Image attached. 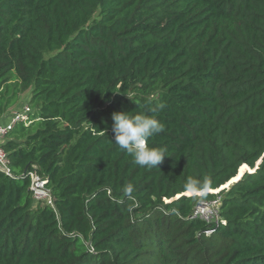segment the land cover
Wrapping results in <instances>:
<instances>
[{
    "label": "trees",
    "instance_id": "1",
    "mask_svg": "<svg viewBox=\"0 0 264 264\" xmlns=\"http://www.w3.org/2000/svg\"><path fill=\"white\" fill-rule=\"evenodd\" d=\"M27 93L0 264H264V0H0V118ZM158 103L149 146L168 156L142 168L112 114ZM34 167L54 207L35 204ZM218 198L207 236L191 216Z\"/></svg>",
    "mask_w": 264,
    "mask_h": 264
},
{
    "label": "clouds",
    "instance_id": "2",
    "mask_svg": "<svg viewBox=\"0 0 264 264\" xmlns=\"http://www.w3.org/2000/svg\"><path fill=\"white\" fill-rule=\"evenodd\" d=\"M165 105L158 103L149 108L146 114L141 112L130 115L129 112H114L112 114V132L114 133V144L131 155L133 162L140 167L158 168L167 155L164 147H150L149 141L155 135L164 131V125L157 118L156 113L163 109ZM195 186V181H190L188 187ZM134 187L127 184L123 189V194L131 198Z\"/></svg>",
    "mask_w": 264,
    "mask_h": 264
},
{
    "label": "built area",
    "instance_id": "3",
    "mask_svg": "<svg viewBox=\"0 0 264 264\" xmlns=\"http://www.w3.org/2000/svg\"><path fill=\"white\" fill-rule=\"evenodd\" d=\"M33 110L28 103L20 108L10 110L6 115L0 118V171L8 176H12L10 171V160L8 153L4 150L3 145L6 142L9 134L18 125H30L32 123ZM26 176L31 181V191L36 204L54 207L51 191L47 187L48 180L39 174V169L34 167L33 170L27 171ZM221 198L214 201L200 202L194 210L191 219H199L212 226L206 231L207 236L215 233V229L226 222L220 216Z\"/></svg>",
    "mask_w": 264,
    "mask_h": 264
},
{
    "label": "rangeland",
    "instance_id": "4",
    "mask_svg": "<svg viewBox=\"0 0 264 264\" xmlns=\"http://www.w3.org/2000/svg\"><path fill=\"white\" fill-rule=\"evenodd\" d=\"M31 97V95L29 93H27L26 95H23L21 102L19 103L18 107L16 108H20L22 107L24 104H26L28 102V99ZM8 139V138H7ZM36 204V203H35Z\"/></svg>",
    "mask_w": 264,
    "mask_h": 264
},
{
    "label": "crops",
    "instance_id": "5",
    "mask_svg": "<svg viewBox=\"0 0 264 264\" xmlns=\"http://www.w3.org/2000/svg\"><path fill=\"white\" fill-rule=\"evenodd\" d=\"M30 99V98H29ZM29 99H28V101H29Z\"/></svg>",
    "mask_w": 264,
    "mask_h": 264
}]
</instances>
